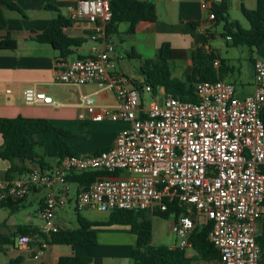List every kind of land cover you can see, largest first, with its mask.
<instances>
[{
  "label": "built area",
  "instance_id": "built-area-1",
  "mask_svg": "<svg viewBox=\"0 0 264 264\" xmlns=\"http://www.w3.org/2000/svg\"><path fill=\"white\" fill-rule=\"evenodd\" d=\"M201 7L215 13L209 0ZM71 22L92 24L91 54L63 63L55 82L81 86L97 82L114 89L118 103L99 105L91 95L82 102L85 119L125 121L114 143L99 152L67 155L51 169L40 165L14 178L0 180V202L27 197L33 187L46 194L40 209L45 231H56V210L65 206L68 175L96 171L104 175L76 193L77 210L136 209L165 211L169 203L186 205L174 215L171 231L178 247L191 245L190 236L204 220L211 222L208 239L219 255L215 264H260L258 241L264 215V59L254 62V92L245 97L225 79L195 84L196 101H187L160 87L130 85L122 73H111L114 45L105 32L113 17L111 0H77L67 7ZM67 28V27H66ZM64 28V30L66 29ZM230 39V37H228ZM216 66L220 61L215 62ZM143 92L151 93L150 102ZM27 104H50L53 97L34 86L23 91ZM30 236L20 235L17 245L26 247ZM42 243L35 255L47 248Z\"/></svg>",
  "mask_w": 264,
  "mask_h": 264
},
{
  "label": "crops",
  "instance_id": "crops-1",
  "mask_svg": "<svg viewBox=\"0 0 264 264\" xmlns=\"http://www.w3.org/2000/svg\"><path fill=\"white\" fill-rule=\"evenodd\" d=\"M15 1L23 12L11 10L4 6L5 14L8 18V26L0 28V37L10 35L17 41L16 49L0 48V116L16 117L23 115L30 118H47L54 125L60 126L67 131L75 133V136H62L77 154L96 153L110 147L119 131L130 126L125 121L110 120H92L88 114L85 119L80 117V113L86 112L82 99L84 95H91L99 105H115L118 103L117 94L114 89L97 82L87 83L81 86H70L67 84L55 82V73L58 67L63 63L73 61L77 58H84L91 54V47L94 44L88 37L91 32L92 24L86 19H80L65 29V33L73 38H83L85 41L80 47H72L73 54L66 58L60 56V52L49 43H41L36 40L37 34L47 29L50 21L56 16L57 11L47 9L46 0H12ZM57 10L65 16H68L67 7L74 4L77 0H48ZM156 5L157 18L155 21H141L136 26L133 34H127L126 29L108 36V40L114 45L112 52V61L120 58L122 64L120 69L113 62L111 73H122L128 77V83L133 85L134 81L143 82L144 76L140 67L146 59H156L159 48L166 42L170 43L175 49H191L205 46L206 50L219 53L224 59L223 73L224 79L230 81V77L235 80H242V73L237 72V67L233 64L236 60V53L240 51L242 56L237 59L239 62L242 58L249 63V79L233 82L239 96L245 97L254 92L255 87V69L254 62L257 58L264 59V44L261 48H251L247 45L234 46L231 41L226 39L225 45L214 46L212 40L222 37L223 31H218V26L224 30V21L218 19L210 20L209 11L201 7L200 0H150ZM210 7L220 4L223 0H209ZM228 15L230 19L238 20L242 27L250 28V22L242 12V6L247 9H255L257 0H227ZM121 24V23H120ZM118 41L120 44L118 45ZM120 48V49H118ZM238 49V50H237ZM120 50V51H119ZM121 51L125 54L122 55ZM227 56L232 57H225ZM138 56V57H137ZM127 60V61H126ZM138 64L131 73L126 68L128 65ZM172 75L177 77L187 85L195 84L202 81L197 67H195L189 58H176L169 60ZM34 86L38 90L45 92L53 97L50 104H27L24 100L23 91L26 87ZM264 109V108H263ZM37 141H44L46 145L39 146L38 150L42 157L44 168H53L59 164L60 159L57 157L58 146L56 145L57 135L55 133H40L32 137ZM4 138L0 133V146ZM51 148V149H50ZM52 155V160L47 158ZM55 157V158H53ZM21 165V162L17 161ZM25 165L31 167L30 163ZM10 167V162L2 160L0 162L1 179L6 170ZM19 175L15 174V177ZM21 176V175H20ZM81 185L69 181V190L67 203L65 206L56 210L54 223L57 230H72L80 226L78 221L79 215L89 221L107 222L96 220L92 217V212L96 209L77 210L75 206L76 193ZM46 190L43 188L33 187L27 196L25 205L36 204L38 206L36 213L40 215V209ZM29 198V199H28ZM67 205L74 208L76 213V222L67 209ZM71 208V207H70ZM9 210V209H8ZM98 210V209H97ZM110 212V211H109ZM10 215L14 214L10 212ZM16 213V212H15ZM34 213V214H36ZM33 213H29L26 222L8 221L7 215L0 220V232L4 228L10 229L11 233L18 224H30L39 226L32 222ZM110 215V214H109ZM155 217L158 219L155 221ZM160 217L153 215V245H165L170 248L178 247V238L172 237L171 223L168 238H163V226L159 220ZM162 218V217H161ZM6 223V224H5ZM96 232L97 241L95 244L86 245H68V244H48L45 252L35 258L39 248L41 238L30 237L31 241L28 246L21 247L17 245V237L14 245L5 247L4 253L9 257L0 256V264H8L11 258L19 255L23 256L22 264H58L60 259L65 256L84 255L90 260L86 264H134L132 259L133 249L136 244L137 236L128 225L111 224L92 226ZM264 229V215L260 220V235ZM6 233V234H9ZM259 235V236H260ZM188 256H195L196 252L192 246L186 247ZM215 260L196 259L193 264H215ZM260 264H264V250Z\"/></svg>",
  "mask_w": 264,
  "mask_h": 264
},
{
  "label": "trees",
  "instance_id": "trees-1",
  "mask_svg": "<svg viewBox=\"0 0 264 264\" xmlns=\"http://www.w3.org/2000/svg\"><path fill=\"white\" fill-rule=\"evenodd\" d=\"M4 6L11 10L23 12L20 6L12 0H0V28L8 26V18L4 11ZM47 9L57 11L55 17L50 21L49 26L43 32L37 34L36 40L41 43H49L59 50L60 56L66 58L73 54L72 47H80L84 43L83 38H73L65 33L64 28L71 24V20L57 10L46 0ZM228 1L223 0L220 4L213 5L212 11L215 19L224 21L222 36L234 46L247 45L251 48H261L264 44V0H257L255 9H247L242 6L244 16L250 22V28L241 26L238 20L230 19L228 15ZM113 17L105 28L106 36L119 32L120 23H128L127 34H133L136 26L141 21H155L157 18L156 5L150 0H111ZM230 37V39H228ZM0 48L16 49L17 41L10 35L0 37ZM138 57V56H137ZM176 58H189L192 64L197 67L199 75L203 80L215 81L224 79L223 62L219 53L207 51L205 46L191 49H175L166 42L158 50L156 59H146L140 67L144 76L143 82L134 81V85H150L155 94L160 87H164L166 93L173 94L187 101H196L195 86L187 85L183 80L172 75L169 60ZM220 64L216 66L215 62ZM264 120V109L261 112ZM0 133L4 138L0 146V162L7 160L10 167L3 177L14 178L15 174L23 175L30 170L31 165L44 166L38 158L42 157L38 150L39 146L46 145L44 141L34 140L32 137L40 133H55L57 135L56 145L58 146L57 157L64 158L67 155L77 154L62 136H75V133L67 131L60 126L54 125L47 118H30L23 115L8 118L0 116ZM99 152V151H98ZM21 162L17 164L16 162ZM119 172L112 174L96 171L74 172L68 175V181L78 183L82 187H88L97 178L104 175L117 176ZM2 173L0 170V178ZM27 197L13 201L6 200L0 202V209L7 208L15 213L24 207ZM187 211L186 205L169 203L165 211L136 210V209H113L107 222L89 221L79 215L80 226L72 230L45 231L44 227L30 224H18L14 231L9 234L0 232V252L5 251V247L14 245L15 240L20 235L41 238L39 246L44 242L47 244H68L86 245L95 244L97 241L96 232L92 226L123 224L128 225L130 230L136 234L137 240L132 253L134 264H193L196 259L214 260L218 257L217 248L208 239L211 222L204 220L195 228L190 236L191 246L196 252L195 256H188L186 248H170L165 245H153V222L151 215L162 218L178 216ZM261 248L264 250V229L258 238ZM90 259L84 255L65 256L58 264H86ZM23 256L11 258L8 264H22Z\"/></svg>",
  "mask_w": 264,
  "mask_h": 264
},
{
  "label": "rangeland",
  "instance_id": "rangeland-1",
  "mask_svg": "<svg viewBox=\"0 0 264 264\" xmlns=\"http://www.w3.org/2000/svg\"><path fill=\"white\" fill-rule=\"evenodd\" d=\"M221 25H222V23L218 26V31H223ZM128 26H129V24L126 23V22L121 23L120 24V30H121V32L124 31V29L128 28ZM212 42H213L214 46H216V47L222 46V45H225L226 38L223 37V36L222 37L221 36H218L217 39L212 40ZM119 44H120V42L118 41V45ZM118 49H120V48H118ZM234 52L236 53L235 54L236 55L235 57H237V58H236V60L233 61V64L236 65L237 72H238V70H240L241 73H242V80L241 81H244V80L246 81L247 79H249V63H248L249 61L247 60L248 61L247 62V61H245L244 58H242L241 61L239 62L237 59L240 60V58L242 57L240 55V51L238 50V51H234ZM121 54L125 56V54L122 51H121ZM224 56L225 57H229L230 54H229V56H227L226 54H224ZM230 57H232V56H230ZM113 62L116 65V67L118 69H120V65L122 64L121 59L114 57ZM134 62H135L134 63L135 66L128 65L129 68H126L127 71H128V73H131V71L134 69V67L138 68V64L136 63V61H134ZM229 79H230V81H237V84H239L241 82L240 80H235L234 77H230ZM143 98L145 99V101L150 102L152 100L153 96H152L151 93L143 92ZM53 158H55V157H53ZM47 159L49 161L52 160V155L50 157H48ZM37 208H38V206L36 204L25 205L20 211L14 213L12 215H10L9 210L7 208H2V209H0V220L4 219L7 215H9L10 218L8 219V221L14 220L16 222L22 223L24 221L26 222V218H27V215L29 213H33V215H32V222L35 223L36 225L44 226L43 219L40 217V215H38L36 213ZM67 209L69 211V214H71L72 217H73V219H74V221H72L73 224H75V222H76V213H75L74 208L72 206H70V205H67ZM34 213H36V214H34ZM109 214H110L109 211H100V210H97L96 209L95 211L92 212V217L94 219H96V220L106 221L110 217ZM151 217L153 218V215H151ZM156 220H158V219L155 217V221ZM159 220H160V222L162 223V226H163V230H162L163 238H168V236H169L168 235V231H170V228H169L170 227V223H171V221L174 220V217L173 216L172 217L170 216L169 218H161L160 217ZM3 230H4L5 233H9L11 231L10 229H7V228H4ZM171 234H172V237L174 238L175 235L173 234V232ZM0 256L3 257V258L9 257V255L6 256L4 253H0Z\"/></svg>",
  "mask_w": 264,
  "mask_h": 264
}]
</instances>
